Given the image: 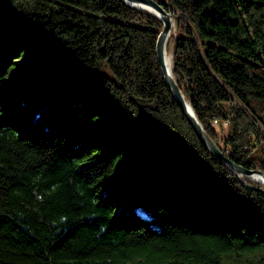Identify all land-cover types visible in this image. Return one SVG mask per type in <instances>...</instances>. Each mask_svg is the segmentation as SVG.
Here are the masks:
<instances>
[{"label": "trees", "instance_id": "16d2710c", "mask_svg": "<svg viewBox=\"0 0 264 264\" xmlns=\"http://www.w3.org/2000/svg\"><path fill=\"white\" fill-rule=\"evenodd\" d=\"M164 2L198 119L264 170V0ZM162 28L125 0H0V264H264V183L200 139Z\"/></svg>", "mask_w": 264, "mask_h": 264}, {"label": "water", "instance_id": "95a60500", "mask_svg": "<svg viewBox=\"0 0 264 264\" xmlns=\"http://www.w3.org/2000/svg\"><path fill=\"white\" fill-rule=\"evenodd\" d=\"M127 3L132 4L134 6L140 8H147L157 14L161 20L163 21V28L158 34L157 38V56L159 63L162 68V72L164 74L165 80L172 90L174 97L182 106L187 118L193 125L194 129L198 133L200 139L206 146V148L216 156H218L221 160L226 162L236 173L239 175H245L250 179L263 182L264 179H257L254 177L255 175H261L264 178V170L261 168H247L241 164L236 163L231 157L226 154L222 148L216 143L208 134L200 120L198 119L191 103L185 97L182 89L178 85L176 79L172 73V66L171 68L168 67L166 63V54L167 52V43L169 36L174 28V20L172 13L167 10L165 6L164 0H125ZM171 55V53H169ZM172 57V55H171Z\"/></svg>", "mask_w": 264, "mask_h": 264}, {"label": "rangeland", "instance_id": "374dc122", "mask_svg": "<svg viewBox=\"0 0 264 264\" xmlns=\"http://www.w3.org/2000/svg\"><path fill=\"white\" fill-rule=\"evenodd\" d=\"M173 20H174V17H173ZM175 29V20H174V28H173V30ZM216 126H218L219 127V125L218 124H215ZM220 128V127H219ZM230 130H231V126H230V123L229 122H227V123H222L221 124V128H220V133L221 134H227V133H229L230 132Z\"/></svg>", "mask_w": 264, "mask_h": 264}, {"label": "bare ground", "instance_id": "6f19581e", "mask_svg": "<svg viewBox=\"0 0 264 264\" xmlns=\"http://www.w3.org/2000/svg\"><path fill=\"white\" fill-rule=\"evenodd\" d=\"M166 63L168 65V67L171 68L172 58H171V55L169 53L166 54ZM254 177H256L257 179H264L261 175H255Z\"/></svg>", "mask_w": 264, "mask_h": 264}, {"label": "built area", "instance_id": "2783aa9c", "mask_svg": "<svg viewBox=\"0 0 264 264\" xmlns=\"http://www.w3.org/2000/svg\"><path fill=\"white\" fill-rule=\"evenodd\" d=\"M228 121H224L223 123H227ZM214 124H219L217 119H214ZM262 132L264 133V128L261 127Z\"/></svg>", "mask_w": 264, "mask_h": 264}]
</instances>
